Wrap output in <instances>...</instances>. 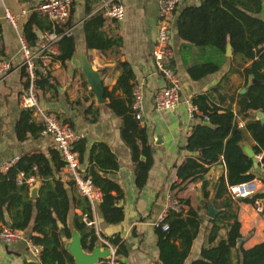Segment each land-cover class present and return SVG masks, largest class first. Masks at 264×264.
Masks as SVG:
<instances>
[{"label": "trees", "instance_id": "16d2710c", "mask_svg": "<svg viewBox=\"0 0 264 264\" xmlns=\"http://www.w3.org/2000/svg\"><path fill=\"white\" fill-rule=\"evenodd\" d=\"M20 1V0H18ZM27 1V0H24ZM92 3L87 1L85 15L91 13ZM264 0H201L198 5L184 7L178 14L177 34L187 45L199 49L210 48L219 58H208L203 63L189 68L188 75L192 79H201L221 70L225 61L227 46L230 47L232 61L221 81H227L231 74H240L245 78V92L236 94L235 111L232 106L222 109L210 107L207 104L208 95H197L191 99L199 114L195 115L186 138L184 149L189 153H196V157H188L177 167L176 178L179 184H172L170 190L185 189L188 184L203 180L211 165L223 161L225 175L217 180L212 194L207 190L208 184L202 183V200L193 207L188 200H181L188 205L185 214L169 212L163 224L167 230L154 227L159 261L161 264H184L190 254L193 242L196 240L201 225L206 221L204 240L200 247L199 257L190 264H264V241L252 247L245 248L241 239V223L238 218V205L227 193L229 185L239 184L254 177L253 162L243 152L239 143L244 133L250 134L255 142L252 150L254 155L264 153V123L257 118V113L264 116V22L260 18ZM74 9L71 7L69 17L64 23L53 24L38 13H32L23 25V35L30 49H36L40 41V34L44 31L62 33L67 28H73ZM107 20L102 13H96L85 19L82 24L84 49L101 52L112 50L119 54L121 40L119 37L108 35L103 26ZM35 30H39L36 32ZM76 53L74 28L72 36L63 37L58 44V55L52 60L62 67L66 66ZM37 66L41 65L38 61ZM121 74L117 78L115 89L123 97L110 96L106 108L120 118V137L130 150L134 185L141 191L152 168L153 159L151 147L148 144L146 128L142 127L131 110L132 87L134 73L128 63H117ZM247 65V66H246ZM25 90L30 80L26 67L22 66ZM33 81L36 92L48 100H58L56 83L51 81L50 73H43L34 69ZM83 84L86 81L81 76ZM249 79L252 82H249ZM219 85L213 90L217 91ZM104 89L103 98L107 97ZM92 94L82 95L70 102L64 98L71 110L83 108L82 116H90V122L98 120L99 111L93 101ZM244 122L239 127L237 118ZM208 121L213 128L204 126ZM73 128V123L63 120ZM42 132L40 123H36L32 112L21 109L15 125L17 141L22 142L28 136L37 137ZM74 150L78 154L79 163L84 162L86 140L78 139ZM87 175L93 185L102 194L99 210L107 224H118L124 221L123 209L116 204L123 198L120 187L103 175L105 170H117L118 163L114 154L105 144H95L88 153ZM259 165V164H258ZM63 167L58 152L50 149L46 153H33L21 156L17 163L5 173L0 172V222H5L4 212L10 215L9 226L20 230L24 237L33 245L41 247L40 264H73L72 256L64 247V240L71 237L67 226L69 199L63 183L55 178V174ZM24 179L35 176L40 186L37 196H30L28 185H16L19 173ZM102 172V173H100ZM71 186L73 183L70 184ZM255 199H261L264 208V193L253 197L240 199L237 202L252 204ZM82 214L74 215L73 227L80 234L82 250L91 252L98 241L93 224L92 210L86 199L78 201ZM212 205L216 211L212 219L207 218L208 206ZM264 219V212L262 213ZM112 247L113 263L123 264L121 257L127 255L124 241L119 235L104 239ZM103 260L101 264H110Z\"/></svg>", "mask_w": 264, "mask_h": 264}, {"label": "crops", "instance_id": "0c3cea01", "mask_svg": "<svg viewBox=\"0 0 264 264\" xmlns=\"http://www.w3.org/2000/svg\"><path fill=\"white\" fill-rule=\"evenodd\" d=\"M39 1L0 0V60H6L11 65L8 75L5 78L0 77V167L4 162L15 158L19 159L24 155H31L33 153L47 154L50 149L56 150L54 140L41 133L37 137L28 136L22 142L17 141L15 136V125L19 112L21 109H24L20 103L21 96L25 92L24 78H22L21 74L23 59L17 41V33L5 19V9L13 15H20L22 11L35 7ZM87 1L92 3L89 15H85L84 13ZM120 2L125 11L122 21H115L103 15V18L107 20V23L103 26V30L108 35L119 37L121 40L119 54L116 55L112 50L101 52L94 49H84L83 21L96 13H102L101 0L72 1L71 7L75 11L72 27L74 28L76 53L66 63L65 67H62L56 61H47L51 81L57 84L58 100H48L49 95L43 98L38 91L37 97L40 107L47 114H54L60 119L71 121L78 139L86 140L84 162L80 164L85 173L90 166L88 163V153L95 144H105L114 154L118 163L117 170H105L103 175L116 183L123 192V198L116 205L123 209L124 221L118 224H107L100 213V204L91 209L93 226L98 241L91 252L82 250L83 254L86 257L99 254L93 264H101L103 260L111 262L110 264H118L112 262L114 253L112 247L105 245L102 241H105L104 239L106 238L119 235L127 249V255L120 258L123 264H161L154 224L164 208L167 194L174 196L176 192L171 191L170 188L172 184L178 185L180 182L176 178L177 167L186 158L197 156L196 153H189L184 149L186 138L189 136L193 123L188 119V105L194 96L205 94L208 95L207 104L210 109H222L231 105L233 111H235L236 98L233 102L232 99L236 94L245 92V78L235 73L229 75L227 81H221L222 76L227 73L230 65L233 67L236 65L232 61L229 46H227L226 58L219 72L207 75L201 79H192L188 75L187 70L195 64L203 63L208 58L217 60L219 57L210 48L199 49L191 47L178 37L177 19L179 12L184 7L198 5L201 2V0H185L175 11L171 19L169 39L171 58L168 64L176 73L179 81L180 102L173 111H156L153 106V99L155 94L164 86L163 80L155 72L152 59V51L157 33L159 0H120ZM31 14H24L19 17L18 32L20 34H23V25ZM35 31L38 32L39 30ZM79 55L85 56L91 68L100 76L103 89L106 90L108 95L103 98L104 102L102 104L96 103L87 83L85 86L82 85L81 76L83 74L78 59ZM118 61L128 63L131 66L134 73V80L131 83L141 85L143 91L144 109L140 124L146 128L153 164L148 173L146 184L141 191H138L134 185L130 150L120 137V118L105 107V105L109 104L110 96L114 98L123 97L122 93L115 89L117 78L122 72L121 69L117 68L116 63ZM35 69L40 70L41 68L36 64ZM250 81L252 82L251 79H249ZM218 85L219 89L214 91L213 88ZM89 93L92 94L90 100L97 106H100L98 108L99 117L95 122H90V116H82L83 108L71 110L64 101V98H67L68 101L72 102L82 95H89ZM33 118L36 123H39L37 118L34 116ZM236 120L239 127H243L245 121H242L239 117ZM239 145L248 156V153L253 151L252 148L255 142L252 140L250 134L245 132L243 140ZM257 156L261 157V163L257 160ZM254 157L257 166L255 167L253 163V178L260 180V194H262L264 193V153L254 155ZM221 175H225V168L221 162L213 164L209 167L203 180L199 179L188 184L185 189L178 192L177 197L183 201L189 199L190 204L196 207L202 200L201 188L203 181L208 184L207 190L212 194L214 186ZM30 178L34 179V184L29 186V191L37 187L38 193L41 182L33 175ZM55 178L63 183L69 199L67 226L71 232V237L64 240L63 243L66 251L72 256L76 239H80V234L73 227V217L74 215L80 216L82 214L78 207V201L85 198L79 195L74 185H70L72 182L64 174L63 169L55 174ZM237 201L240 223H252L256 219V216L263 218L262 214L254 211L252 204ZM215 214L214 209L207 210L206 212V216L209 219H212ZM3 216L5 222H0V227H10V215L4 212ZM262 221L264 223V219ZM205 227L206 221L201 225L198 236L193 242L190 254L184 264H190L191 261L199 257L200 247L204 240ZM252 228H256L255 225H250L248 231H245L246 233H243V227L240 229V243H243V247L245 248L264 241V239L256 241L257 236L261 233L258 229L256 233H253L251 231ZM248 232H250L249 235H254L252 240L255 242H246V245H244L248 237H244L243 234H247ZM72 258L74 260L73 264H77L76 259L73 256ZM24 260L40 264L39 260L35 259L31 254L25 241L11 244L0 242V264H23Z\"/></svg>", "mask_w": 264, "mask_h": 264}, {"label": "built area", "instance_id": "2783aa9c", "mask_svg": "<svg viewBox=\"0 0 264 264\" xmlns=\"http://www.w3.org/2000/svg\"><path fill=\"white\" fill-rule=\"evenodd\" d=\"M73 0H40L39 3L27 11H22L20 15H13L5 9V19L17 33V41L20 48L21 57L23 59L22 66L26 67V73L29 76V86L23 93L20 99L22 108L28 109L33 116L39 120L42 126L41 134L49 136L55 142L58 155L63 162V171L67 178L73 183L80 196L84 197L90 204L91 209H94L102 202V194L95 187L90 177L81 168L77 152L74 150L75 143L78 140L74 129L68 124L63 123L62 119L54 114H47L39 105L37 92L33 81L35 80L34 69L38 61H41L40 70L43 73H49L47 61L52 60L58 55V44L63 37H70L73 33V28H67L62 33L44 31L40 34V41L36 49H30L23 34L18 32V19L22 15L38 13L45 17L53 24L64 23L69 17ZM198 1V0H194ZM185 0H159L158 2V20L157 33L152 51V59L155 72L163 80L164 86L158 91L153 99L154 109L158 112L173 111L177 108L180 102V85L176 73L168 64L171 58V50L169 48L171 19L180 5ZM102 13L106 18L122 21L125 11L120 0H101ZM11 70V65L6 60H0V77L5 78ZM142 86L133 84L132 87V104L131 110L137 120H141L144 105H143ZM188 119L193 121L195 115H198V109L191 103L188 105ZM257 160L261 163V157L257 156ZM15 158L11 161L4 162L0 167V172L5 173L10 167L17 163ZM221 164L224 167L221 159ZM17 185L26 184L32 186L33 178L24 179V174L21 172L16 177ZM228 196L234 201L253 197L261 193V182L258 178H252L248 181L229 185L227 187ZM252 208L258 214L264 212L263 204L260 199H255L252 203ZM188 210V206L180 201L177 197L167 194L166 201L162 212L157 218L154 227H161L163 231L167 230V225L163 224L169 212L183 213ZM92 223H88L91 225ZM20 241H25L28 249L33 257L39 260L41 256V247L33 245L24 237V233L20 230L11 227H0V242L3 244H11ZM108 245L105 241H102ZM114 254V253H113Z\"/></svg>", "mask_w": 264, "mask_h": 264}, {"label": "water", "instance_id": "95a60500", "mask_svg": "<svg viewBox=\"0 0 264 264\" xmlns=\"http://www.w3.org/2000/svg\"><path fill=\"white\" fill-rule=\"evenodd\" d=\"M260 18L264 22V6L261 9ZM78 59L80 61L82 74L86 80V83L88 84L90 90L92 91V93L94 95L96 103L102 104L104 102V99H103L104 89H103L99 74L91 68V66H90V64H89V62L85 56L79 55ZM257 116L261 120V122L264 123L263 115L261 113H258ZM202 124L204 126L213 128V126L207 120L203 121ZM248 157L252 160V162L254 163V166L256 167L257 163L255 160L253 151L248 153ZM36 194H37V187H34L30 191V196L32 198H35ZM213 209L214 208L211 205L208 207L209 211L213 210ZM237 241L240 243V239ZM73 249L74 250H73L72 256L76 259L77 264H93L97 260V257L99 256V254H95L92 257H86L82 252L80 239H76V243H75ZM23 264H38V263L34 262V261L27 262L26 260H24Z\"/></svg>", "mask_w": 264, "mask_h": 264}, {"label": "rangeland", "instance_id": "374dc122", "mask_svg": "<svg viewBox=\"0 0 264 264\" xmlns=\"http://www.w3.org/2000/svg\"><path fill=\"white\" fill-rule=\"evenodd\" d=\"M178 198V197H177ZM179 199V198H178ZM239 215H240V211H239ZM263 218H261L260 216L257 217L256 216V219L252 221V223H249L247 222L246 224H244V222H241V228L243 227V233H246L245 231H248L249 229V226L250 225H255L256 228H252L251 231H253V233H256V230L258 229L260 231L261 234H259V236H257L256 238V241H260V240H263L264 239V223H263ZM250 232H248L247 234H243L244 237H248L247 241H245V244L246 245V242H255L254 240H252V238L254 237V235H249Z\"/></svg>", "mask_w": 264, "mask_h": 264}]
</instances>
